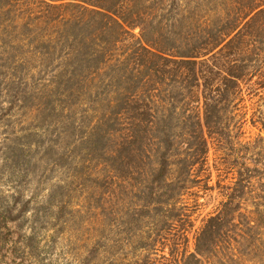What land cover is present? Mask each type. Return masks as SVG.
Here are the masks:
<instances>
[{
  "label": "trees",
  "instance_id": "1",
  "mask_svg": "<svg viewBox=\"0 0 264 264\" xmlns=\"http://www.w3.org/2000/svg\"><path fill=\"white\" fill-rule=\"evenodd\" d=\"M176 3L0 0V124L19 112L21 142L72 169L50 196L64 192L55 220L79 264H98L114 230L112 247L141 251L122 264H264V144L231 127L248 83L264 89V0ZM231 170L196 227L183 197ZM19 201H0V264L39 258Z\"/></svg>",
  "mask_w": 264,
  "mask_h": 264
},
{
  "label": "rangeland",
  "instance_id": "2",
  "mask_svg": "<svg viewBox=\"0 0 264 264\" xmlns=\"http://www.w3.org/2000/svg\"><path fill=\"white\" fill-rule=\"evenodd\" d=\"M170 1L166 0V5H169ZM176 5L213 4H208L207 0H177ZM132 31L137 35L139 29L134 27ZM259 79L261 76H256L244 88L241 98L233 107L231 123L232 134L240 144L257 148L264 144L259 141V137L264 138V89L255 85V81ZM3 101L1 99V102ZM19 115V112L15 111L12 116L4 118L2 122L4 124H0V201L11 204L15 199L20 198L18 205L30 201L23 232L33 235L34 243L38 247L39 258L33 264H79V256L74 251L70 229L64 227L65 229L61 230V225L55 220L56 205L53 203L64 192L56 191L53 199L50 196L55 186L68 188L72 169L68 168L67 164L64 168L52 169L50 160L39 158L42 153L41 146L34 143L28 145L23 140L21 142L20 139H24L20 136L24 132L25 122ZM13 146H17L15 150ZM213 155L217 156L214 153ZM234 177L233 170L216 172L210 179L201 176L199 182L183 197V203L190 207L193 218L197 219L196 227L200 218L212 213L217 206L220 198L215 187L216 183L230 185ZM73 201L77 205L75 197ZM104 234L108 251L102 254L98 264L128 263L141 254L140 250H135V239L124 244L123 249H120L118 245L111 246L112 243H117L118 232L105 231Z\"/></svg>",
  "mask_w": 264,
  "mask_h": 264
}]
</instances>
